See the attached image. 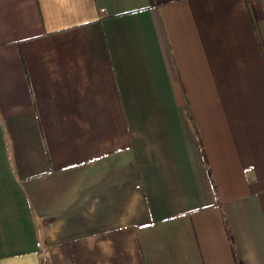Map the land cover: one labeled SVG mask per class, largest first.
I'll list each match as a JSON object with an SVG mask.
<instances>
[{
  "label": "crops",
  "instance_id": "0c3cea01",
  "mask_svg": "<svg viewBox=\"0 0 264 264\" xmlns=\"http://www.w3.org/2000/svg\"><path fill=\"white\" fill-rule=\"evenodd\" d=\"M264 264V0H0V264Z\"/></svg>",
  "mask_w": 264,
  "mask_h": 264
},
{
  "label": "trees",
  "instance_id": "16d2710c",
  "mask_svg": "<svg viewBox=\"0 0 264 264\" xmlns=\"http://www.w3.org/2000/svg\"><path fill=\"white\" fill-rule=\"evenodd\" d=\"M238 264H242L241 262H239Z\"/></svg>",
  "mask_w": 264,
  "mask_h": 264
}]
</instances>
